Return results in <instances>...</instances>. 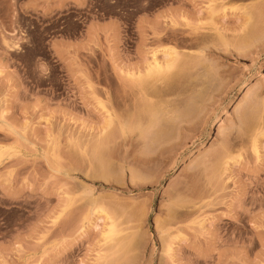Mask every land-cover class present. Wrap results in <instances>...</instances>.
Wrapping results in <instances>:
<instances>
[{"label": "rangeland", "instance_id": "obj_1", "mask_svg": "<svg viewBox=\"0 0 264 264\" xmlns=\"http://www.w3.org/2000/svg\"><path fill=\"white\" fill-rule=\"evenodd\" d=\"M0 264H264V0H0Z\"/></svg>", "mask_w": 264, "mask_h": 264}, {"label": "bare ground", "instance_id": "obj_2", "mask_svg": "<svg viewBox=\"0 0 264 264\" xmlns=\"http://www.w3.org/2000/svg\"><path fill=\"white\" fill-rule=\"evenodd\" d=\"M172 49V48H171ZM169 50V49H168ZM176 51V50H175ZM175 51H173V49L172 50H170V52H167V54L168 55H166L167 56V62L165 63V65H161L158 61H157V59L156 58H154V62L153 63H150L149 64V66H148V69H147V73H148V75L149 74H157V77L159 76V78H158V81L160 80V75H161V72H165L166 70H168V69H170L171 67H172V65L175 63H173V61H175V59H174V57H176V55H177V53L175 52ZM176 53V54H175ZM169 72V71H168ZM159 73H160V75H159ZM162 75H164V73L162 74ZM166 75V74H165ZM171 75V74H170ZM173 75V74H172ZM171 75V76H172ZM157 77L155 78V80H157ZM137 78V77H136ZM141 78V77H140ZM165 79V78H164ZM137 80V79H136ZM152 80H153V77H152ZM163 80V79H162ZM147 81V80H146ZM157 81V82H158ZM164 81H166V80H164ZM163 81V82H164ZM261 81H262V78L260 77V78H257L254 82H251L250 84H247L245 87H244V89L246 88V87H248L247 88V91H249V90H253V89H255V88H257V87H259V85H260V83H261ZM139 83L141 82V80L140 81H138ZM137 82V83H138ZM143 82V81H142ZM145 82V81H144ZM143 82V83H144ZM155 83V82H154ZM162 83V82H161ZM166 83V82H165ZM150 84H152V83H150ZM148 85V87L150 86V88H152L151 87V85ZM164 84V83H163ZM139 85V84H138ZM142 85V84H141ZM155 85H157L156 83H155ZM140 86V85H139ZM136 87H138V86H136ZM142 87V90L144 89L143 88V86H141ZM154 88L156 87V86H153ZM158 87V86H157ZM156 87V88H157ZM149 88V91L151 90L152 92H153V90H155L154 88L153 89H150ZM162 89H164L163 88V86L161 87ZM161 88H158V89H161ZM165 88H166V86H165ZM141 89V88H140ZM144 91V90H143ZM149 91H147V93H148V95L150 94H154V92L152 93H149ZM156 91H157V89H156ZM155 91V92H156ZM158 92V91H157ZM164 92V91H163ZM146 93V94H147ZM160 93V92H159ZM156 94V93H155ZM157 95V94H156ZM152 96V95H151ZM154 96V95H153ZM158 96H159V94H158ZM167 119V118H166ZM165 119V120H166ZM164 120V121H165ZM168 121V120H167ZM170 121V120H169ZM168 121V122H169ZM167 122V123H168ZM127 123H129V122H127ZM127 123H125L124 125L126 126V127H128L129 128V125L127 124ZM170 124V123H169ZM161 132V131H160ZM162 132H163V130H162ZM164 133V132H163ZM143 133L141 132V135H142ZM158 135H160L159 133H157ZM220 134V130H218V132H217V136ZM163 135V134H162ZM190 164L189 163H187L184 167H186V166H189ZM113 229H115V227H111L110 226V230H109V235L111 234V235H113L112 233L114 232L113 231ZM107 233V234H108Z\"/></svg>", "mask_w": 264, "mask_h": 264}]
</instances>
